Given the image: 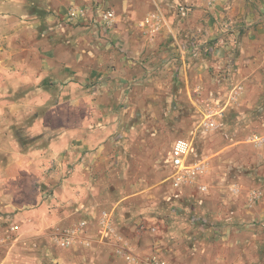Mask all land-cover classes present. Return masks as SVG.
Instances as JSON below:
<instances>
[{"label": "rangeland", "instance_id": "374dc122", "mask_svg": "<svg viewBox=\"0 0 264 264\" xmlns=\"http://www.w3.org/2000/svg\"><path fill=\"white\" fill-rule=\"evenodd\" d=\"M135 1L129 12L130 6L119 10L106 0H80L88 8L89 23L61 19L55 25H70L74 34L90 33L93 44L107 49L112 84L124 91L125 99L115 108L120 117L113 133L124 150L119 146L112 153L127 165L113 176L117 183L107 185L115 195L111 201L120 203L127 196L117 206L125 213L119 226L129 237L136 226L139 249L153 253L147 261L155 257L169 264H264V238L251 242L254 237L244 231L251 222L264 227V216L246 213L255 204L248 199L249 191L264 190V0H226L223 6L215 1L196 5V0H158L164 4L156 11L173 17L176 35L169 40L165 29L157 44L150 41L148 28L145 31L137 22L145 15L154 17L155 8L142 9L155 0ZM107 10L121 20L111 32L94 21L101 15L109 26L102 17ZM50 29L51 23L44 25L46 34L58 35ZM134 37L139 40L136 46ZM201 62L207 74L195 70ZM101 77L82 95L95 94ZM180 138L193 140L195 156L190 164L186 159L184 170L171 161L170 150ZM48 164L43 168L46 175L54 170V163ZM181 174L184 179L178 183ZM131 208L145 215L131 219ZM147 230L148 235H142ZM60 231L50 237L51 257L72 246L58 244L56 236L65 230ZM229 244L240 251L231 252ZM203 251L211 262L193 259ZM187 255L190 261L183 260Z\"/></svg>", "mask_w": 264, "mask_h": 264}, {"label": "crops", "instance_id": "0c3cea01", "mask_svg": "<svg viewBox=\"0 0 264 264\" xmlns=\"http://www.w3.org/2000/svg\"><path fill=\"white\" fill-rule=\"evenodd\" d=\"M206 1L223 6L226 0H196L195 4L204 5ZM106 2L119 10L130 6L129 12L136 6L135 0ZM80 3V0H0V264H47L48 261L143 264L153 254H144L139 249L141 238L137 237L140 234L135 225L130 230L131 238L124 234L119 224L125 213L117 206L127 196H120V203L111 201L115 195L108 189L110 184L117 183L113 177L116 172L127 165L118 163L112 153L119 146L124 150L119 137L115 135L117 139H113L114 121L120 117L115 108L122 103L124 91L112 84V62L105 54L108 50L93 44L90 33L79 30L76 35L70 25L55 26L61 19L74 21L68 15L73 9L84 10L85 17L78 21L89 23L88 8ZM163 4L158 0L152 5L146 3L142 10L155 8L154 17L149 14L137 19L139 27L145 31V26L148 28L150 41L156 40V44L165 29L169 40L176 35L173 17L156 11ZM53 15L57 21L52 20ZM94 21H101L104 32H111L121 20L115 18L106 26L100 15ZM48 23H51L50 31L58 35L44 32ZM115 31L112 33L119 35ZM130 39L131 36L126 40ZM134 41L136 46L139 40L134 37ZM195 70L207 74L205 62ZM255 70L256 67L251 75L254 76ZM97 77L102 81L94 85L93 91L97 92L82 95L93 89ZM191 138L180 139L192 142ZM194 157L192 154L187 157L188 164ZM50 161L54 170L46 175L44 164L49 165ZM248 199L255 203H251L250 210L247 208L249 217L264 216V190L252 188ZM123 207L130 208L127 203ZM134 210H129L131 219L145 215L140 208ZM82 222L86 226L80 227L71 248L63 255L51 257L52 233L78 228ZM244 231L254 237L251 242L256 237L264 238V227L253 222ZM147 233L148 230L142 235ZM108 235L114 240L105 238ZM230 236L221 243L227 245ZM233 242L231 245H236ZM231 245L228 246L231 252L240 251ZM261 246L264 257V239ZM209 256L203 251L191 258L206 263L212 261ZM187 258L188 255L182 259L190 261ZM252 261L257 260L252 257Z\"/></svg>", "mask_w": 264, "mask_h": 264}, {"label": "built area", "instance_id": "2783aa9c", "mask_svg": "<svg viewBox=\"0 0 264 264\" xmlns=\"http://www.w3.org/2000/svg\"><path fill=\"white\" fill-rule=\"evenodd\" d=\"M69 19L70 20H79L85 17L86 13L82 9H73L69 12ZM102 17L105 21L106 24L111 25L113 20L115 19V14L111 10H107L102 14ZM194 150L193 144L189 140H184V139H179L177 140L171 151V161L174 166L180 167L182 170H184L185 167V161L187 157L192 153ZM191 173V172H188ZM194 173V172H192ZM191 173V174H192ZM184 179V175H179L178 177V183L182 182ZM85 222H82L80 226L77 229H70V230H65L63 233H60L56 236V241L58 242L59 245L63 247H69L71 246L74 241L76 240V234L80 230L81 226H84ZM144 264H169L165 260H159L157 258H152L151 260H148L144 262Z\"/></svg>", "mask_w": 264, "mask_h": 264}]
</instances>
